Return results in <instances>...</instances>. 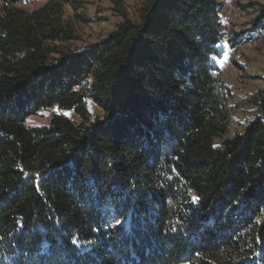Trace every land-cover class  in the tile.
I'll use <instances>...</instances> for the list:
<instances>
[{
  "label": "trees",
  "instance_id": "obj_1",
  "mask_svg": "<svg viewBox=\"0 0 264 264\" xmlns=\"http://www.w3.org/2000/svg\"><path fill=\"white\" fill-rule=\"evenodd\" d=\"M30 1L0 0V264H264V95L232 134L218 62L264 4L226 38L216 0H116L103 42L60 51L52 12L83 0Z\"/></svg>",
  "mask_w": 264,
  "mask_h": 264
},
{
  "label": "rangeland",
  "instance_id": "obj_2",
  "mask_svg": "<svg viewBox=\"0 0 264 264\" xmlns=\"http://www.w3.org/2000/svg\"><path fill=\"white\" fill-rule=\"evenodd\" d=\"M222 5L223 29L226 38L236 33H247L253 28L254 20L259 14V7L264 0H216ZM122 8L131 20L138 21L139 10L143 0H122ZM231 2V9L227 7ZM46 1L33 0L18 3L16 7L34 11L44 6ZM116 0H83L79 8L67 4L60 13L52 12L53 19L65 30L63 38L46 40V45L60 51H80L94 44L103 42L108 35L123 21ZM245 35V34H244ZM243 36V35H242ZM247 38V37H246ZM236 47L224 41L226 52L219 58L221 79L224 82L228 103L235 121L231 125L232 134L240 132L244 125L258 112V104L264 95V29ZM59 56L54 52L51 61ZM91 81V80H90ZM93 115L103 116L104 111L91 104ZM52 109L40 111L28 118L32 126L45 125L50 122ZM76 119L75 114H69ZM184 264V263H183Z\"/></svg>",
  "mask_w": 264,
  "mask_h": 264
},
{
  "label": "built area",
  "instance_id": "obj_3",
  "mask_svg": "<svg viewBox=\"0 0 264 264\" xmlns=\"http://www.w3.org/2000/svg\"><path fill=\"white\" fill-rule=\"evenodd\" d=\"M227 7L231 9V2H227Z\"/></svg>",
  "mask_w": 264,
  "mask_h": 264
},
{
  "label": "snow or ice",
  "instance_id": "obj_4",
  "mask_svg": "<svg viewBox=\"0 0 264 264\" xmlns=\"http://www.w3.org/2000/svg\"><path fill=\"white\" fill-rule=\"evenodd\" d=\"M117 223H119V221H117Z\"/></svg>",
  "mask_w": 264,
  "mask_h": 264
}]
</instances>
